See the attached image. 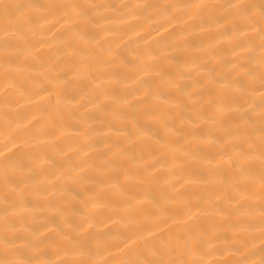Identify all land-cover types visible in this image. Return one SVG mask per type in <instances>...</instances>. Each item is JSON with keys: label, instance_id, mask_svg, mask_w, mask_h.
Returning a JSON list of instances; mask_svg holds the SVG:
<instances>
[{"label": "bare ground", "instance_id": "1", "mask_svg": "<svg viewBox=\"0 0 264 264\" xmlns=\"http://www.w3.org/2000/svg\"><path fill=\"white\" fill-rule=\"evenodd\" d=\"M0 264H264V0H0Z\"/></svg>", "mask_w": 264, "mask_h": 264}]
</instances>
